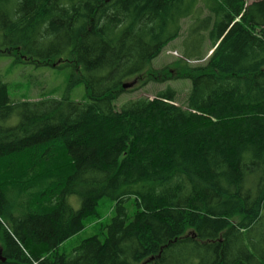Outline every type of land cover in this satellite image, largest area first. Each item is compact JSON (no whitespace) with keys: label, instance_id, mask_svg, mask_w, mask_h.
<instances>
[{"label":"trees","instance_id":"obj_1","mask_svg":"<svg viewBox=\"0 0 264 264\" xmlns=\"http://www.w3.org/2000/svg\"><path fill=\"white\" fill-rule=\"evenodd\" d=\"M0 55L69 68L87 98L12 101L0 75V264H264V0H0ZM179 79L184 106L168 86L116 107ZM103 199L102 236L60 253Z\"/></svg>","mask_w":264,"mask_h":264},{"label":"rangeland","instance_id":"obj_2","mask_svg":"<svg viewBox=\"0 0 264 264\" xmlns=\"http://www.w3.org/2000/svg\"><path fill=\"white\" fill-rule=\"evenodd\" d=\"M191 23L190 19L183 20L182 36L170 43L153 62L154 70H161L167 66H176L175 63L181 59V44L186 37V31ZM210 45L206 42L205 52L208 55ZM210 52L209 54H211ZM208 57V56H207ZM207 57L201 61H189L191 65L203 64ZM0 75L3 81L8 85L9 93L12 101L28 100L35 101L42 95H49L50 98L62 99L67 96L72 101L84 103L87 101L86 90L84 85L76 86L68 89V80L70 69H57L50 66H35L33 64L13 65L11 57L0 55ZM138 79L131 81L133 86H137ZM168 86L173 87L178 92V105H185V101L191 89V81L189 79H179L168 81L166 83H148L136 91L124 93L116 101V107L120 109L125 103L136 100L140 97L153 98L159 90H164ZM18 118L15 116L8 125H15ZM71 204L75 209L80 207V201L76 197L71 198ZM116 203L110 199H103L98 206V217L89 218L85 222V228L80 233L64 242L60 248V253H70L83 240L94 235L102 236V227L109 225L115 216ZM128 214L132 217L136 211L135 199L132 198L126 203ZM252 244L250 249L258 256L264 255V223L258 227L256 231L251 233Z\"/></svg>","mask_w":264,"mask_h":264},{"label":"water","instance_id":"obj_3","mask_svg":"<svg viewBox=\"0 0 264 264\" xmlns=\"http://www.w3.org/2000/svg\"><path fill=\"white\" fill-rule=\"evenodd\" d=\"M132 87H134L133 86V83H128V84H125L124 85V88H132ZM4 261V260H3Z\"/></svg>","mask_w":264,"mask_h":264},{"label":"built area","instance_id":"obj_4","mask_svg":"<svg viewBox=\"0 0 264 264\" xmlns=\"http://www.w3.org/2000/svg\"><path fill=\"white\" fill-rule=\"evenodd\" d=\"M35 264H37V263H35Z\"/></svg>","mask_w":264,"mask_h":264}]
</instances>
